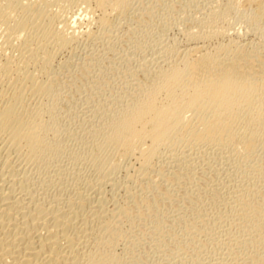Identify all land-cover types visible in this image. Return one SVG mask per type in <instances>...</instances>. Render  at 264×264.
I'll return each mask as SVG.
<instances>
[{
    "label": "bare ground",
    "instance_id": "bare-ground-1",
    "mask_svg": "<svg viewBox=\"0 0 264 264\" xmlns=\"http://www.w3.org/2000/svg\"><path fill=\"white\" fill-rule=\"evenodd\" d=\"M89 1L0 0V264H115L118 258L112 248V253H103H108L104 257L100 250L108 235L118 229L124 207L114 193L109 196H114L113 203L107 205L108 195L101 187L104 177L116 174L118 163L127 155H135L146 170L161 147L177 135L187 119L190 102L197 97L213 102L211 113L216 115V123L203 119V131H212L225 119L241 114L251 98L245 79L251 80L256 74L248 52L258 47L254 41L210 48L202 41L204 35L192 32L198 38H191L184 49L154 62L159 67L153 70L157 74L152 72L156 75L145 91V86H140L141 95H135L140 87L133 89L137 97L129 95L133 101L127 103V89L131 87H126L121 100L113 99L118 104L110 101L111 106L103 103L100 108L85 104L83 117L71 119L69 127L60 129L59 123L57 126L45 116L50 108L43 99H51L56 93L63 68L76 63L66 57L55 68L58 54L81 42L75 27L78 22L68 21L63 11L77 3L78 8L88 5ZM91 1L92 10H84L94 15L98 11L95 20L105 28L110 16L123 14L131 0ZM239 4H257L264 9V0H226L209 18L213 26L216 24L212 28L214 38L226 27L219 26V19H228L227 14ZM93 55L87 51L77 63L95 61ZM254 98L248 108L249 127L245 128L250 134L264 131V90ZM61 131L77 135L74 142L81 149L72 158V165L65 164L63 157L59 159L63 153L58 140ZM101 177L105 180H99ZM97 179L100 182L96 183ZM108 239L111 247L114 242Z\"/></svg>",
    "mask_w": 264,
    "mask_h": 264
},
{
    "label": "rangeland",
    "instance_id": "rangeland-1",
    "mask_svg": "<svg viewBox=\"0 0 264 264\" xmlns=\"http://www.w3.org/2000/svg\"><path fill=\"white\" fill-rule=\"evenodd\" d=\"M220 1L131 0L127 10L120 16L113 13L103 29L95 20L98 11L95 15L86 11L93 7L91 0L89 6L81 4L80 9L77 3L63 11L68 21L78 22L75 27L81 42L58 54L55 68L66 57L76 63L63 68L56 93L51 99H43L50 108L45 116L55 120V125L59 123L60 129L71 119L82 118L85 104H97L98 108L110 101L118 104L113 99L121 100L126 87H131L127 89V103L133 101L157 74L153 71L159 69L156 61L184 49L191 38H198L192 32L204 35L202 41L208 47L245 40H253L258 46L248 51L256 74L251 80L245 79L252 95L241 114L225 119V127L223 123L203 131V119L216 123V115L211 113L213 102L199 96L190 102L187 119L177 135L161 147L146 170L135 155H127L121 164L120 159L115 160L116 174L99 179L106 181L101 187L108 195L107 205L111 206L116 196L124 207L117 220L119 227L114 229L117 234L113 230L99 249L102 257L113 250L118 258L115 264H264V131L250 134L245 130L249 127L248 108L254 96L264 90V9L257 4L237 5L227 14L229 20L219 19V26L226 27L214 38L212 28L216 24L213 26L209 18L226 0ZM208 33L212 39H207ZM87 51L94 54L95 61L77 63ZM63 132L58 136L63 145L59 159L63 157L65 164L72 165L81 148L74 142L77 135ZM110 194L114 196L110 198ZM108 238L114 242L111 247Z\"/></svg>",
    "mask_w": 264,
    "mask_h": 264
}]
</instances>
